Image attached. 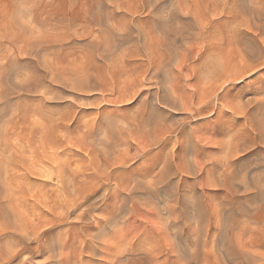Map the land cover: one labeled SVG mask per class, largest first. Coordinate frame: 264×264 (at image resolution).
Masks as SVG:
<instances>
[{"label": "rangeland", "instance_id": "374dc122", "mask_svg": "<svg viewBox=\"0 0 264 264\" xmlns=\"http://www.w3.org/2000/svg\"><path fill=\"white\" fill-rule=\"evenodd\" d=\"M203 1L213 8L216 0L209 3L207 0H0V223L3 224L0 253L5 257L3 253L7 251L5 255L9 256L14 252L13 247L23 251H15L17 257L9 262L7 256L0 255V264H58L56 252L51 254L54 249L51 241L56 242L59 236V240H70L77 233L71 224L76 221L73 215L57 225L48 222L52 217L49 208L67 200L56 177L59 164L65 167L62 174L67 176L69 164L74 171L83 170V166L89 173L95 166L89 164L91 157L85 150L65 144V140L67 137L74 142L75 138L80 140L83 133L99 123L106 129L96 132L97 142L104 136L116 135L114 143H108L110 149L114 147L115 158L110 175L104 176L103 187L108 188V206L119 205L115 193L128 198L119 219L123 227L118 229V233L127 229V240L122 250L115 248L112 241L114 250L125 251L128 264H264V137L252 131L241 136L250 147L240 150L237 162L234 158H220L213 143L218 141L216 137L205 141V150L199 153L208 158L198 163L173 159L176 142L183 139L181 134L169 135L165 144L144 141L147 128L155 131L172 121L176 124L188 114L179 104L171 107L165 106L166 102L163 105L164 101L158 103L155 96L168 95L169 86L184 92L188 74L194 76L202 39L173 40L177 28L180 30L182 26L195 32L197 22L206 21L214 8H209V12ZM143 31H147V36ZM151 32V40L156 37L161 44L156 39L148 41ZM143 39L148 42L144 45L154 44L155 47L147 45L153 52L144 48ZM186 52H189L187 61L183 55ZM181 60L182 72L178 75L175 71ZM174 74L180 76L179 80ZM263 82L264 68L237 87L250 88ZM257 113H260L257 121L264 124V112ZM204 115L194 124L208 125L215 121V113ZM222 118L225 122L231 120V113L224 112ZM234 121L248 126L245 117H235ZM122 128L126 131L119 139ZM129 129H132L130 134ZM133 132H142L146 137L141 136L139 141ZM60 142L63 145L54 152L51 146L56 147ZM99 155L103 160L102 153ZM160 169L165 173L163 181L149 183L144 178L146 173L156 176ZM130 182L133 185L129 194L124 189ZM100 206H104L103 200L96 205ZM18 212L23 213L19 216ZM36 214L41 217L46 214L45 219L38 216L35 219ZM106 214L107 211L103 216ZM28 215H33L30 217L33 222ZM20 217L29 230L37 220L50 225H45L46 230L43 228L46 233L35 234V240L23 242L17 234L23 228V220L18 222L20 225L14 224ZM81 234H76L78 240L86 241L88 238ZM143 237L145 241L139 239ZM41 243L49 244L44 248ZM148 244L154 246L153 253ZM70 249L65 250L61 264H74ZM82 256L85 260L94 258L98 264L105 263L98 257H89L87 251Z\"/></svg>", "mask_w": 264, "mask_h": 264}, {"label": "bare ground", "instance_id": "6f19581e", "mask_svg": "<svg viewBox=\"0 0 264 264\" xmlns=\"http://www.w3.org/2000/svg\"><path fill=\"white\" fill-rule=\"evenodd\" d=\"M207 1L209 3L210 0H207ZM211 2L213 3V1H211ZM216 2H219V0L218 1L216 0L215 4H216ZM203 3H205V2L203 1ZM206 4H207V2L204 5L208 10L210 8L209 6L211 4L210 5L207 4V6H206ZM215 4L213 7L214 9L210 8L211 10L213 9V11L210 12L208 10L210 12V14H208L209 16L207 15L208 17H206L205 22H203V21L200 22L199 20H196V21L200 22V23L197 22V29L198 30L195 29L196 27H193V30L195 29L196 31L191 32V31H188L186 28L182 29V26H181L180 30H178L179 28H177L178 31L176 30V32L174 33V37H175L174 39H176V40H173V42L177 41L179 39H182L185 41L187 39H189L190 41L191 40L193 41L194 39H198V38L202 39V42H200L198 40L200 43H202V45H201V49L199 51L198 60H197V62L194 61L195 65H194L193 69L195 71V74H194V76L193 75L191 76L190 73L189 74L187 73L190 76V78H189V76L187 78L185 77L187 80H189V81H186V83H185V86L188 87V89L186 87H184L185 91L180 92L179 89L176 88V86H174L173 89H172L173 86L172 87L169 86V88H171L170 89L171 91L166 90L165 89L166 87L164 88L165 91H168V92L170 91V93L164 91L165 92L164 94L168 93V95L158 96V97L155 96L156 97L155 99H156V101H158V103H160L161 101L162 102L164 101L163 102V105H164V103L166 102L165 106L170 105L172 107V104L175 106H177L178 104L181 105L184 108V110H186L188 112L187 116L186 117L183 116V118L180 117L182 119H180V121L177 122L176 124L172 123L173 121L171 123L169 122L170 124H164V125L160 124L161 126L159 125L160 126L159 129H156L155 131H153L151 129L147 130L148 128L147 129L145 128L147 137L145 135H143V136L146 137L147 139L143 138L142 132H139L138 134L133 132L135 135L137 134V136L139 137L138 138L139 141H140V137L142 136V138L144 139L145 142H146V140H148L149 142H151V144H152V142H154V143L162 142L163 144H165L169 135H173L175 133H176V135L181 134L183 136V139L181 138L180 140H177L176 144H178V146H177V149L173 151V159L174 160L180 159L184 163H186V162L198 163V162H202L204 159H206V157L208 155L206 156L205 154H203V152L200 154L199 151L205 150V144L204 143L210 137L218 138V141L213 142V143L215 144L216 152L220 153V158L223 157L222 158L223 160H231L232 158H234V162H237L238 154H239L240 150H242L244 147L248 146L246 144V140H245L246 138L242 139V138H240L241 136L248 135L252 131L255 133L257 132L256 134L260 135L261 137L262 136L264 137V124H262L260 121H257V118H256V116L260 114L257 112H264V82H263V84H259V85H256V86H253L250 88L237 87L238 84L243 82V80L245 78H248L249 76L258 73L261 69L264 68V3L261 4L260 0H220L219 5L217 4V6H219V7H217ZM204 5L201 4L202 7H204ZM211 7H212V5H211ZM198 10H201L200 6H199ZM205 11H206V9H205ZM208 11H206V14ZM196 14H197V12L195 13V15ZM206 14H205V16H206ZM193 17H196V16H193ZM198 18L196 17V19H198ZM191 25H192V23H191ZM184 26H185V24H184ZM186 26L189 27V25H186ZM192 26H196V25L193 23ZM189 28L191 29V27H189ZM147 31H146V33H147ZM153 31L154 30H152V32ZM143 33L146 34L144 31H143ZM149 34H148V36H149L148 41L149 40L154 41L155 39L157 40L156 37L155 38L153 37L154 40H151L150 37L153 35V33L151 35H149ZM168 35L169 34H166V36H168ZM129 36H131V35H129ZM145 36H147V34ZM164 36L162 38H164ZM169 38H171V37L169 36ZM157 41H159V40H157ZM160 41H159V43L161 44ZM162 41H164V39ZM166 41H168V40H166ZM143 43L144 44L148 43L147 39H146V41H144V39H143L142 44ZM193 43L191 44L192 47L194 45ZM144 44H143L144 48L145 47L147 48V45H149V47H150V45H152V42H151V44H147V45H144ZM191 45H190V47H191ZM152 46H154V44ZM149 47L146 50H148V49L150 50ZM188 48H189V46H188ZM195 48H192V51ZM198 49H199V47H198ZM151 50H152V47H151ZM153 51H151V52H153ZM188 53L186 52L185 54H183V55H185L184 58H186V61H187V57H188L187 54ZM151 55L152 54L150 53V56ZM149 59H150V57H149ZM180 59H183V56L180 57ZM190 60H189V62H190ZM182 61L183 60H181V62L179 61L178 70L175 71V73L178 75L181 74V72H182V69H181L182 68L181 67ZM186 61L184 59V62H186ZM176 62L178 64V61H176ZM120 63L122 65V62H120ZM150 64H152V63H150ZM161 64H163V63H161ZM183 65H184V63H183ZM148 69H149V67H148ZM186 72H188V71H186ZM187 74H186V76H187ZM174 76H176V75L174 74ZM176 77L178 78V76H176ZM179 78H180V76H179ZM179 78L177 80H179ZM256 78H258V77H256ZM230 84H233V85H230ZM81 85H83V84H81ZM87 89H88V87H87ZM162 93H163V91H162ZM148 94H149V92L146 94V96ZM155 95H156V93H155ZM152 103H154V102H152ZM167 107H169V106H167ZM181 108H179V109H181ZM145 112H146V109H145ZM210 112H211V115H213L214 113L216 114V117L214 119L215 121L212 124H208V125H199L198 123L194 124L195 120L198 117H202V115H204L206 113L210 114ZM224 112H230L231 113V120H227V122L222 121L223 120L222 115ZM206 115H204V116H206ZM239 116L245 117L246 121L248 120V122H247L248 126L247 127L241 126L237 123H235V124L233 123V122H235L234 121L235 117H239ZM147 126H149V122L147 123ZM97 127L94 129L93 128L88 129L89 127L87 126L88 130L83 134L81 133L83 139L80 138V140H77L78 138L77 139L75 138V140H76L75 142L73 141L72 138H71L72 140H70V138L68 139V137L66 136L67 138L65 140V144L71 143V144L77 146L78 148L85 150L88 154V157H91L90 158L91 161L89 164L91 166H92V164H95V166H94V168L92 167L93 172L89 173V172L84 171V170H86V168L84 169L83 166H81L83 168V170L79 169L78 171L77 170L74 171V169L69 168V167H72L71 166L72 164H69V166L67 168V171H69V175L67 176V175L62 174L64 172L65 167L61 166V164H59V167H58L59 168L58 169L59 174L56 177L58 178V181H59L61 194H64L66 196L67 200H64L63 201L64 203L62 205H59L55 208H54V206H51L49 208V212L52 215V217L50 219L47 218V219H49L48 222H52L54 225H57V223L66 222L67 218H69V215H73L75 217L76 221H73L71 223L72 228L75 229V231H77L76 234L83 233L84 235L83 234H81V235L84 238H88V239H86V241H84V240L80 241V240H78V236L76 237V234H75L74 235L75 237L70 239V240H67V239H66V241L59 240V237H60L59 236L56 242L51 241V243L53 245L51 243L50 244L52 245V247L54 249L52 250L53 251L52 252L50 250V249H52L50 247L51 245H49V247H50L49 252L50 251L52 252V253L50 252L52 254V256L55 255V252H56L55 256L57 258L58 264H61V258L65 254V250L70 249V248H71L70 249L71 251L69 252V254L74 258V261H73L74 264H98L95 262L94 258H89L88 260H85L84 256H82V254H83V252H86V251L90 255L89 257H98L99 259H101L102 261L105 262L104 264H128L127 262L129 261L128 258H126L127 256H126L125 251H116V250H114V248L112 246V241H114L115 242V248L122 250L121 247L124 244L125 239L127 240V235H128L127 233L128 232L127 231L125 232V230H127V229L123 230V232L120 231V233H118V229H120V226H121L119 219L122 218V216L124 214L123 203L128 198L125 197V195H123L121 193H115V197L119 198V201H118L119 205L113 204V205H109L110 206L109 207L106 204L107 203V197L109 196L108 188L105 189L103 187L104 176L110 175V173H111L110 169H112V167H113L112 166L113 165L112 160L115 158L112 156V154H114V149H113L114 147L112 149H110V147L108 146L109 145L108 143H110L111 141H113V143H114L116 135L112 134L110 136H108V135L104 136L99 141L100 142L99 143L96 141L97 137H95V134L98 130H101V129L104 130L106 128H104L103 124H101V123H99L97 125ZM123 129L124 128L119 130L121 132V134L118 135L119 139L123 138V132L126 131V130L123 131ZM137 129H139V128H137ZM140 129L142 130V128H140ZM117 130L118 129H116V131ZM131 130H130L129 134L131 133ZM143 133H145V131ZM256 134H255V136H256ZM135 135H134V138H135ZM114 136H115V138H114ZM126 136H127V134H126ZM63 137L65 138V136H63ZM84 137H85V139H84ZM139 141H138V143L141 146V142H144V141L143 140L141 142H139ZM100 144L102 145L103 148L100 147L101 146ZM62 145H63V143L60 142L56 145V147L51 146V148L54 150V152H56L57 148L61 147ZM98 145H99V147H98ZM142 145H144V144H142ZM107 147H109V148H107ZM149 147H150V145H149ZM191 147L193 148L192 152H191ZM248 147H250V146H248ZM99 152L102 153V155H103L102 159L103 160H101L99 158V156H100L99 154H101ZM206 154H208V152H206ZM214 154L216 156L217 153L214 152ZM221 154L223 156H221ZM118 155H119V153H118ZM120 155L122 156V153ZM210 156H212V155L210 154ZM122 159H124V156ZM165 159H166V163L169 162L168 158H165ZM125 160H123L124 163H125ZM123 161H121V164L123 163ZM52 163H53V160H52ZM115 163H116V160H115ZM119 163H120V160H119ZM121 164H119V166ZM153 166H151V168ZM114 167H116V166H114ZM190 170L191 169L188 167V172H190ZM18 177H20V175ZM24 178H25V176H24ZM144 178H147L148 180H150L149 183L158 182L160 179H161V181H163L165 178V173H164V170L160 169L157 172L156 176H152V173H146ZM14 181H16V180H14ZM98 182H100V184H98ZM101 185H102V188L99 189V186H101ZM132 185H133V182L132 183L130 182L126 186L124 191L128 192L130 194ZM150 187L154 188V186H152V185ZM21 188H23V187H21ZM23 189H25V188H23ZM30 190H31V188H30ZM30 190L28 189V191H30ZM110 192H112V191H110ZM41 199H42V197H41ZM14 200H15V198H14ZM100 200H103L104 206L96 207L97 203ZM7 204L9 205V203H7ZM33 205H35V204H33ZM35 206H37V205H35ZM9 208H10V206H9ZM13 210H15V209H12V211ZM12 211L10 210V213ZM19 211H20V208H19ZM105 211H107V214L103 216V213ZM14 212H16V211H14ZM41 212H42V209H41ZM26 213L30 214L27 211H26ZM34 213L35 212H33V214ZM45 213H48V212L46 211ZM18 214H19V212H18ZM21 214H19V216H21ZM43 214L44 213L42 212L41 216ZM24 216L22 218H25L27 215L25 217ZM32 216H29V219ZM37 216L38 215L36 214L35 219L38 217L41 219L42 218L45 219L44 217L46 216V214L44 217H41V216L37 217ZM47 217H49V216H47ZM10 218H8V219H10ZM15 218H17V217L15 216L12 219L15 220ZM22 218L20 217L19 220L16 219L18 221H16L17 223H14V224L17 226L19 221H20L19 223L22 222L21 221ZM4 219H5V217H4ZM87 219H89V221L87 223H85V221ZM27 220H28V218H27ZM27 220H25V221H27ZM10 221L12 222L13 220H10ZM27 222H29V220ZM31 222H33V219L31 220ZM43 222L41 220L34 221L35 227L33 229H30L31 230L30 231L28 229L27 225L25 226V222L23 220V223H24L23 228L21 227L22 226L21 225L20 226L21 228L19 230H17V232H18L17 234L19 236H21V240H23V242H27L28 240H35V238H36L35 234H38L40 232L46 233L45 225L47 226L49 223L43 224ZM0 225H3V224L0 223ZM18 225H20V224H18ZM5 226H3V228ZM48 227H50V226H48ZM121 227H123V226H121ZM1 228H0V231L2 232ZM13 229H15V226ZM17 229H18V227H17ZM8 230H11V228H9ZM57 236H58V234H57ZM12 238H15V237H12ZM62 238H64V237H62ZM65 238H68V235ZM139 239L144 240L145 238L143 237V238H139ZM12 240H10V241H12ZM53 240H55V239H53ZM45 241H46V239H45ZM16 242H17V240H16ZM42 244L43 243H41V245ZM44 244H46V242ZM44 244H43V246L45 248V246H47L49 243L47 245H44ZM41 245H40V247H41ZM13 246H14V243H13ZM43 246H42V248H43ZM146 246H147V244H146ZM149 246H152L151 249H152V253H153V251L155 250V248L153 250L154 246L148 244V247ZM0 247H2V246H0ZM136 247L138 249V248H141L142 246L141 247L136 246ZM148 247L147 248L145 247V249L150 250V249H148ZM17 248H19V246ZM24 248L27 249L26 247H24ZM47 248L48 247H46V249ZM13 249H15V247H13ZM13 249H12V251L19 252V251H17L18 249L17 250H13ZM8 250L10 251V248ZM27 250H29V249H27ZM14 252L11 253L9 256L5 255V254H7V251L5 253H3V255L5 257L6 256L8 257V258H6L8 260V262L10 261V259H12V257L14 258V256H16L14 254ZM21 252H23V251H20L19 253H21ZM0 255L2 257L1 253H0ZM5 257H2V258H5ZM49 259H51V258H49ZM47 260H48V258H47ZM1 261H4V259ZM12 261H13V259H12ZM23 261L24 260L22 259V263H23ZM8 262H6V263H8ZM35 263H37V262H35Z\"/></svg>", "mask_w": 264, "mask_h": 264}]
</instances>
